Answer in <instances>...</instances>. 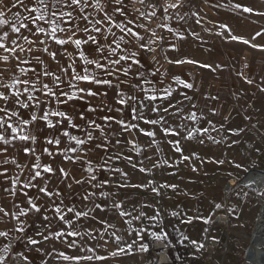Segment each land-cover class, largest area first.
Segmentation results:
<instances>
[{"label":"rangeland","instance_id":"rangeland-1","mask_svg":"<svg viewBox=\"0 0 264 264\" xmlns=\"http://www.w3.org/2000/svg\"><path fill=\"white\" fill-rule=\"evenodd\" d=\"M94 2V0H93ZM146 3H155L160 6H167L169 3H182V7L170 9L169 12L162 14V7L156 8V17L148 24L151 31L156 32L157 37L163 36V41H158L159 46L154 43L152 47L154 52L145 53L148 58L145 60L146 67L141 68V71L151 77V73L159 69V77L165 81V85L171 84L173 89V97L178 92L187 91L191 96V100H183L176 104L179 109V114L173 119L169 118L173 127H180L182 130L181 137H163L159 129L157 131L156 143L149 152L156 151L153 160H145V154L142 151L141 155H137L136 150L131 152L125 150L123 155H131L135 161H144L147 167L152 168V163L158 162L161 167L152 168L151 174H141L138 171H133L123 158L117 160L115 156L108 161V167L119 168L121 172L129 173L130 182L147 183L152 180L153 186L158 187L160 184H175V191L171 188H159L160 195L157 196L151 191V188L144 190L137 188L118 189L114 187L122 180L120 172L108 173L104 171L90 173L87 171L89 162L93 168L101 165L107 155L101 149L94 152L85 151V146H81L75 153L68 152L67 155L76 159L73 163L71 160L57 154L55 157H49L43 153V147L47 146L52 151H56L52 145H46L44 137L52 136L53 129L46 127L41 128L37 134L35 144L31 141L27 142L29 147L36 149V154L40 156L42 165L51 164L54 169L63 167L69 174L67 178H62L57 170L54 174L43 173V179L38 178L35 183L43 186L47 180L48 187L51 191L59 190L61 196H52L51 200L39 193L40 199L37 204L47 208L49 221H44L43 217L35 211H29L27 216H21L20 221L25 222L28 227L26 233L34 236L40 243L37 245L25 246V249L36 253V249L40 248L42 252L47 253L42 257L44 264L52 262V264H75V261L63 260L58 254L63 252L65 255L80 257L93 255L91 261L80 260V264H247L244 260L245 248L248 244V234L251 232L255 216L258 211V205L253 196V193L243 185L240 189H236V185L231 183L232 173L234 176L244 177L246 172L236 169L234 163H241L248 171L256 170L255 174L260 179V173L264 172V35L256 36V33L264 34V15L256 13H264V0H146ZM239 5L240 7H237ZM244 7H251L252 13L243 11ZM136 9L140 13L151 9H146L144 4L139 0H129V11L134 17H139ZM15 11V10H13ZM89 12L92 9L88 10ZM23 15H27L21 9ZM95 14V13H93ZM12 13H8L6 18H10ZM182 17V19L180 18ZM199 19V23H196ZM228 26L233 35L242 37L249 41V44L233 41L226 36V30L220 25ZM168 28H172L173 32H169ZM117 31V29H114ZM119 34V33H118ZM181 36L185 37L181 39ZM255 36V39L253 37ZM51 44L50 50L59 47ZM256 45L259 47H253ZM27 48V45H25ZM70 47V46H66ZM87 47V46H85ZM173 47L175 51H173ZM70 50L71 47H70ZM34 53H25L31 59ZM0 55H6L0 50ZM154 57L155 59H151ZM49 64L53 69L57 68V64L47 56ZM191 58L204 64H211L215 67L221 65L215 71L207 68H200L195 64H169L168 59ZM61 63H69L70 61L64 56H58ZM12 63H16L12 61ZM22 67H29L23 65ZM136 66H133V71ZM15 74L20 75L19 68L15 69ZM177 73L194 84L192 90H184L181 86L176 85L171 79V74ZM11 75V73H10ZM26 76H21V79H26ZM245 78H249L253 83L248 84ZM121 79H124L121 76ZM128 80H133L134 77L129 75ZM9 84L11 79H7ZM79 87H92L94 91H107V96L85 97L89 104L97 107L96 112H86V117L90 120H95L101 127L93 132V136H100L106 142L111 144L112 141L119 138L123 140H131L141 150L150 143V138L138 134L137 129H132L131 132H124L119 125L108 124L102 117L108 115L118 119H124L125 122L131 124H139L140 128L153 130V126L144 124L143 120H131L130 111L126 105L118 104L116 89L107 88L106 85L93 86L80 83ZM163 87L164 85H157ZM148 88L147 84L143 85ZM122 88H127L126 85ZM4 89H0L3 91ZM133 94L131 89L127 90V96ZM137 100L144 93L136 91ZM162 95V93H160ZM77 104V109H72L68 105H62V108H69L72 114L73 122L82 124L78 113L87 108V104L82 101H73ZM129 103H132L129 101ZM153 103V102H148ZM155 103H165L156 101ZM192 103L196 104L192 108ZM52 108L56 105L53 103ZM123 108L124 112L121 115L117 109ZM99 109H103L100 111ZM111 109V111H109ZM25 118L29 116L27 110H21ZM175 111V110H173ZM147 118H157V114L150 112L147 108L143 110ZM191 112H195L198 119L196 122L189 120L187 117ZM215 113V114H213ZM160 116L166 115L160 112ZM202 117V119H201ZM55 122L58 117H52ZM208 121H211L216 130H213ZM39 124H43L42 121ZM67 122H65L66 127ZM224 127L221 128L220 125ZM35 128L36 125H30ZM209 128L207 133L202 136L198 130ZM239 127L242 131L240 136L232 135L229 129ZM95 128V125H93ZM115 130V132H113ZM73 134H76L74 130ZM189 132L193 133L191 139H183ZM211 137L212 139H209ZM83 138V137H82ZM180 139L183 155L192 157L190 161L180 162L181 153L172 150V145L169 140ZM203 140V143L200 141ZM216 141H219L218 143ZM100 141H94L99 143ZM25 142L16 140L12 145L8 146V152L0 155V160L5 156L9 162L0 165V171L5 168L9 169L8 175L12 177L19 176L23 181L25 177L30 175L29 169L35 162V156H26L20 149ZM66 144L75 147V142H69L66 137H61L60 148H64ZM3 145H0L2 147ZM123 146V145H122ZM127 148H132V145H127ZM193 154L200 157L194 158ZM15 159L16 163L12 160ZM213 160H223V164L213 163ZM164 161L168 163L165 164ZM201 161H204L203 163ZM20 165L27 164L28 167L18 168ZM168 165H173L169 167ZM193 166L196 171H193ZM39 170V169H37ZM174 173V174H173ZM97 175L98 181L111 179L112 183L105 186L93 187V183L89 182L90 175ZM74 179L83 180L84 184H76ZM239 183V181H237ZM71 184V188L68 185ZM11 181L4 182V178L0 177V204H9V212H18L19 210L13 207V203H19L20 207L28 209L30 206L27 203V197L17 195L11 197L3 192V187H10ZM17 189L20 188L18 184ZM264 187V185H263ZM95 194L94 200L111 206L113 200L123 199L125 206L132 208L135 205L138 211L152 215L156 210L161 212L162 224L165 231L169 234L168 242H157L145 235V241L149 244V251H139L138 243L133 246L132 252L128 254L121 253L113 257L111 253L116 251L114 244H109L105 247H97L94 253L88 252L87 248L92 247L95 241L85 237L84 240H77L79 247L69 248L62 240L72 239L71 237L58 238L53 233L57 229H62L64 226L55 216L52 208L53 201L56 204L60 200H64V204H75L78 207L82 206L81 197L85 194L84 190ZM30 196H35L38 189L33 188L23 189ZM110 192L109 199L105 200L100 196V192ZM147 204L148 207H141ZM216 204H221V208L217 209ZM42 208V212L44 210ZM172 213H177L173 216ZM105 219H112L113 224H119V220L113 218L111 211L101 213ZM197 216L209 218L210 222L205 224L200 220L195 219ZM188 217H193L192 224H185L183 221ZM12 226L18 225V221L12 220ZM145 224L150 225L152 222L145 221ZM49 224L50 228L45 229L44 225ZM137 222H133V227H136ZM34 225V226H33ZM127 226H125L126 228ZM150 231H158V228H151ZM38 231H43V236L37 235ZM111 231V229H109ZM130 231V230H129ZM124 237V243L121 247H126L131 244L134 239H138L135 233L131 235L121 231L118 233ZM22 234L20 233V236ZM47 236L48 239H44ZM187 237V239H185ZM23 240V239H21ZM191 240H196L204 245L200 251H196L195 247L190 243ZM20 243V240L17 241ZM21 251V250H20ZM40 253V252H39ZM41 254V253H40ZM12 255V252L9 254ZM102 256L104 259L97 260L95 256ZM37 257V255H35ZM15 264H22L23 261L16 260L13 257ZM48 260V261H47Z\"/></svg>","mask_w":264,"mask_h":264},{"label":"snow or ice","instance_id":"snow-or-ice-1","mask_svg":"<svg viewBox=\"0 0 264 264\" xmlns=\"http://www.w3.org/2000/svg\"><path fill=\"white\" fill-rule=\"evenodd\" d=\"M139 2L144 4L146 9L151 10L140 13V10L136 9V12L140 14L139 17H134L129 11V0H94V2L93 0H0V29H3V34L0 35V50L6 53V55H0V89H4L0 91V145H3L0 147V155L6 154L9 150L8 146L12 145L13 141L19 140L25 142L20 150L26 156H35V162L29 169L30 175L25 177L23 181L19 179V176H9V169L7 168L0 171V177L4 178L5 183L11 181V186L3 187V192L11 197H16L17 195L27 197V203L30 206V208L25 209L20 207L18 202L13 203V207L19 211L11 213L4 206H0V213L3 214L0 216V223L5 224V227L0 229V238L11 240L12 233L15 232L22 234L15 237V239L17 241L23 239L25 246L40 243L34 236L26 233L28 225L20 221L19 218L27 216L29 211H35L43 217L44 221H49L50 217L46 214L48 209L36 203L40 199L39 193H43L49 200L54 195L57 197L62 195L59 190L51 191L47 180L43 186L35 183L38 178H44L42 172L54 174L58 170L62 178H67L69 175L63 167L54 169L51 164L42 165L40 156L36 154V149L27 145L28 141L35 144L37 134L43 127L54 130L52 136L44 137L46 145H52L56 149V151H52L47 146L43 147V153L49 157H55L59 154L75 163L78 158L74 159L68 156V152L75 153L78 148L85 145L87 146L85 151L88 152L101 149L105 154H108L107 159H104L103 163L96 168H93L89 162L87 171L90 173L99 171L108 173L120 172L122 180L119 184H115L114 187L141 190L151 188V191L157 196L160 195L159 188H171L175 191L177 187L175 184L165 183L155 187L152 180H148L147 183H131L129 173L121 172L119 168L107 166L108 161L115 156L117 160L123 158L133 171H138L141 174H151L152 168L161 167L155 161L152 163V168L147 167L144 161H135L131 155H123V153L125 150L131 152L135 149L138 156L143 151L145 160H153L157 150L149 152L148 149L152 148L153 144L156 143L157 131L155 129L158 128L163 134L162 139L169 136L181 137V128L173 127L169 118L174 119L179 114L176 104L182 102L180 97L183 100L192 99L187 91L178 92L173 97V92L176 90L173 89L171 84L165 85V81L158 75L159 69L151 73L152 78H149L141 71V68L146 67L145 60L148 59L145 53L154 52L155 49L152 45L156 43L159 46L158 41L165 39L163 36L157 37L156 32L151 31L145 21L150 23L156 17L157 7H162V14L166 15L170 9L182 7V3H169L167 6H160L155 3H146V0H139ZM133 3H135V0H133ZM237 7L240 6L237 5ZM21 9L27 15H23ZM89 9H92V11L89 12ZM243 11L252 13L253 9L244 7ZM8 13H12L10 18H6ZM256 14L264 15V13ZM180 18L182 19V17ZM196 23H199V19H197ZM220 27L226 30L225 34L231 40L249 44L248 40L233 35L227 25L221 24ZM114 29H117L118 32L114 31ZM168 31L171 33L173 29L168 28ZM260 35L264 34L256 33V36ZM184 38L181 36V39ZM253 39H255V36ZM49 41L59 47L50 50L51 44ZM25 45H27V48ZM66 46H70L72 50ZM252 46L259 47L256 45ZM172 50L175 51V48L173 47ZM260 50H264V47H261ZM25 53L34 54L29 59ZM45 56L55 62L57 68L53 69ZM58 56H64L70 62L61 63L58 60ZM151 59L154 60L155 58L152 57ZM12 61L16 63H12ZM168 63L176 65L195 64L200 68H207L213 71L221 67L219 64L213 67L211 64L200 63L191 58L168 59ZM23 65H29V67H22ZM133 66H136L135 71H133ZM17 68L20 71L19 76L14 71ZM129 75L134 77V79L128 80L127 77ZM21 76H26L27 78L21 79ZM121 76L124 79H121ZM7 79H11L12 83L9 84ZM171 79L184 90H192L194 88V84L182 79L180 74L172 73ZM245 82L248 84L253 83L249 78H245ZM80 83L93 86L106 85L109 89L115 88L117 90L116 102L127 106L131 120H143L144 124L153 126V130L140 128L139 124L127 123L124 119H118L113 116L106 115L102 119L109 127L111 123L119 125L124 132H131L132 129H137L138 134L150 138V143L141 150L131 140L122 141L117 138L109 144L105 139H101L100 136L94 137L93 132L101 126L95 120L88 119L86 112H96L98 109L89 104L85 97L107 96L108 93L106 90L103 92L94 91L92 87H79ZM145 84L149 87L144 88L143 85ZM124 85L127 88H122ZM157 85L164 86L158 87ZM128 89H131L133 94L128 95L127 100H125L124 97ZM137 90L144 93V95L139 97V101L135 94ZM261 91H264V88H261ZM73 101H82L88 105L84 111L78 113L79 119L83 122L82 124L74 123L69 108L61 107L62 105H68L72 109H77L79 106L72 103ZM129 101L132 103H129ZM156 101L166 102V104L155 103ZM53 103L56 105L55 108L51 107ZM195 107L196 104L192 103V108ZM145 108L150 112L156 113L157 118H147L143 112ZM21 110H27L30 113L29 116L25 118ZM99 110L102 111L103 109ZM117 111L123 115L124 109L120 108ZM161 111L166 115L160 116ZM52 117H58L59 119L54 122ZM187 118L193 122L198 119L195 112H191ZM40 121L43 122L42 125L39 124ZM65 122H67L66 127L64 126ZM208 124L213 130H216V126L211 121H208ZM30 125H36V127L31 128ZM93 125H95V128H93ZM220 127L223 128L224 125L221 124ZM70 129L74 130L76 134L69 131ZM208 131L209 128L207 127L198 130L201 136ZM229 131L232 135L240 136L244 130L236 127L229 129ZM192 136L193 133L189 132L182 138L191 139ZM61 137H66L69 142L74 141L75 147L66 144L64 148H60ZM209 139L212 138L209 137ZM97 140L100 142L94 143ZM200 142L203 143V140ZM216 142L218 143L219 141ZM168 143L172 145L173 151L181 153L180 162L192 159V157L183 155L180 139L169 140ZM129 144L132 145V148H127ZM193 156L196 159H200L195 154ZM8 162L9 160L5 156L3 160H0V165ZM12 162L16 163L15 159ZM201 162L203 163L204 161ZM211 162L224 163L223 160H213ZM164 163L167 164L168 162L164 161ZM168 166L172 167L173 165ZM17 167L23 168L28 167V165L17 163ZM234 167L246 173L248 172V169L241 163H234ZM192 170L196 171L197 169L193 166ZM229 176L233 177L231 183L236 185V189H240L242 185L251 188L254 184H257L256 179L248 176L239 177L234 176L232 173H229ZM97 181V175H90L89 182ZM74 182L80 185L84 184V181L79 179H74ZM110 183H112L111 179L99 180L97 183H93V187L103 189ZM259 183L264 185V172L260 173ZM18 184L20 185L19 189L16 187ZM68 187L71 188V184ZM25 188L29 190L36 188L38 193L35 196H30L28 192L23 190ZM84 192L85 194L81 197V200L88 203H84L79 207L74 203L66 205L63 199L60 200L59 204L53 201L52 210L64 226L62 229H57L53 235L58 238L71 237L72 239L61 241L66 243L69 248L80 246L75 238L79 237L80 240H84L87 237L95 241L92 247L87 248L88 252L95 254L94 250L97 247H105L111 243L117 249L111 253L115 257L121 253H131L133 246L137 243L139 251L148 252L149 244L144 242L145 235L157 242H168L169 234L163 227H160L162 221L159 210L149 215L144 211H138L135 205L132 208L126 207L123 199L113 200L109 207L106 204L95 201L93 199L94 193L89 192L87 189ZM100 196L107 200L110 192L101 191ZM221 206V204L215 205L217 209L221 208ZM141 207L146 208L148 205L143 204ZM42 208H44L43 212ZM108 211L112 212L113 218L119 220L118 225L113 224L112 219H105V216L101 215V213ZM172 215L176 216L177 213H172ZM5 217H11V220L18 221V225L7 227L10 221L5 220ZM195 219L205 224L210 222L209 218L197 216ZM134 221L137 222L136 227H133ZM145 221L152 223L148 225L144 223ZM183 222L192 224L193 217H188ZM125 226L127 227L125 228ZM44 227L49 229L50 225L45 224ZM150 227L158 228L159 230L150 231ZM121 231L127 235L135 233L138 239H134L126 247H121V244L124 243V237L118 234ZM36 234L43 236V231H38ZM44 239H48V237L45 236ZM190 243L195 247L196 251H200L204 247L203 244L198 243L196 240H191ZM10 250L11 243H5L3 248L0 249V264H15L13 257L16 260L23 261V264H32L29 256L24 252L14 251L12 255H9ZM36 251L41 253V257L47 254L42 252L40 248H37ZM58 255L65 261H75V264H80L81 259L87 261L93 259V255L70 257L63 252ZM95 259L101 260L104 257L97 255Z\"/></svg>","mask_w":264,"mask_h":264},{"label":"built area","instance_id":"built-area-1","mask_svg":"<svg viewBox=\"0 0 264 264\" xmlns=\"http://www.w3.org/2000/svg\"><path fill=\"white\" fill-rule=\"evenodd\" d=\"M259 215L256 218V228L248 234V244L245 248L244 255L248 252L250 264H264V192L256 194ZM254 245L255 247H252Z\"/></svg>","mask_w":264,"mask_h":264},{"label":"crops","instance_id":"crops-1","mask_svg":"<svg viewBox=\"0 0 264 264\" xmlns=\"http://www.w3.org/2000/svg\"><path fill=\"white\" fill-rule=\"evenodd\" d=\"M2 34H3V29H0V35H2ZM8 205L9 204H7V205L6 204H0V206H4L6 208V210L9 211ZM2 215L3 214L0 213V216H2ZM5 220L10 221L9 224L7 225V227H12L11 217H5ZM4 227H5V224L0 223V229H3ZM17 236H20V233L13 232L12 236H11V240H5L4 238H0V249L3 248L5 243H11L10 253L14 252V251H20L21 250L22 252H24L25 254H27L29 256L30 260L32 261V264H42L43 259L41 257V254L39 252H36V253L30 252L28 250L29 248L26 250L24 245H23L24 240H20V243H18L17 240L15 239V237H17ZM35 255H37V257ZM43 264H44V260H43ZM48 264H52V262H49Z\"/></svg>","mask_w":264,"mask_h":264},{"label":"bare ground","instance_id":"bare-ground-1","mask_svg":"<svg viewBox=\"0 0 264 264\" xmlns=\"http://www.w3.org/2000/svg\"><path fill=\"white\" fill-rule=\"evenodd\" d=\"M256 173H257L256 170H251V171H248L245 174V176H248V177H250L252 179H256L257 180V184H254L251 188L245 187V188H248L249 190H251V192L253 193V196H255L256 194H259V193L262 194L264 192V187H263L262 184L259 183V178H257V176L255 175ZM258 215H259V212L256 213V216H255V219H254L255 220V223H254V226L252 228L253 232H254V230H255V228L257 226L256 225V218L258 217ZM252 247H255V246L252 245ZM248 253L244 256V260L247 261V264H250V257H248Z\"/></svg>","mask_w":264,"mask_h":264}]
</instances>
